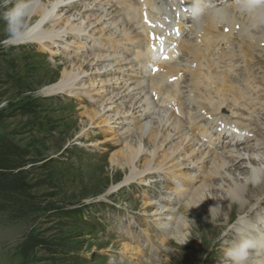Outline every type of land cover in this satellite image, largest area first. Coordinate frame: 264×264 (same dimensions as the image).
<instances>
[{"label":"rangeland","instance_id":"obj_1","mask_svg":"<svg viewBox=\"0 0 264 264\" xmlns=\"http://www.w3.org/2000/svg\"><path fill=\"white\" fill-rule=\"evenodd\" d=\"M39 1L44 4L48 2ZM75 1L69 5L70 8H77L72 13H80L79 9L82 12L84 2L90 0ZM30 2L33 3L34 0ZM12 3L15 0L7 4L5 0H0V14L7 7H11ZM101 4L97 10L90 11L91 14L95 13V17H101V22L96 23V27L105 28L103 33L106 32V35H117L118 29H123L124 26L113 20V12L118 11L119 15L116 14L121 20L124 15L122 10H118L121 8L111 4L109 6L103 1ZM93 6L94 4L90 8ZM74 18L75 15L70 16V20ZM26 20L27 24L33 23L35 14L31 12ZM124 20L122 19L126 25ZM74 21L77 23V19ZM115 22L117 25H114ZM3 28L4 21L0 19V41L5 38ZM87 33H79L80 37L85 36V39L82 38L87 42L84 50H78L79 46L71 44L70 39L63 37L54 41L56 44L50 43L54 46V51L43 50L40 42L9 47L0 43V264H135L134 261L139 260L144 250L139 243L142 234L149 236L148 232L154 226H165L163 228L166 229L168 222H173L170 226L173 227L181 220V240L172 239L169 244L164 243L163 249L166 248L168 252L164 251L161 255L156 252L159 244L154 241V247L147 248V252H151L152 260H158L159 264H230L223 253L227 243L237 237V233L228 231L240 215L232 213L228 224L225 223L226 214L229 215L232 209L228 205L229 201L223 197L220 202L207 201L200 205L203 209L201 212L193 206L196 209L193 213L189 206L185 209L189 198L179 197L173 186L168 185L167 176H163L165 173L162 171L156 174L160 175V180L148 182L149 176L154 178L150 173L141 180L134 179L132 185L115 192L118 185L124 182L128 168L117 161L109 162V157L122 147L118 138L120 127L137 129L138 126H124L116 122V125L112 124V129L108 128L109 121L102 125L96 118L89 120L82 114L83 109L77 106L80 103L73 98L75 96H64L63 91L59 94L43 92L44 87L59 82L61 71L70 65L66 58L73 61L76 57L74 54L89 56L88 59L92 57V54L86 55L88 50V53L95 52L94 46L89 45L91 37ZM66 43L73 45L70 48L74 49L70 50L72 55L66 52ZM234 47L237 49L236 45ZM238 50L239 48L237 52ZM112 51L109 48L105 52L108 54L105 59L112 58L109 53L117 55L125 52L122 49L121 52L119 49L113 53ZM259 56L254 54L253 60L249 61L257 63L264 72V57ZM111 67L118 68L113 64ZM242 68L245 71L248 67L243 63ZM90 71L89 69L88 73ZM123 73V76L105 74L100 77L117 82L121 89L116 88L114 91L122 90V94H125L121 80L129 76V71L124 70ZM116 76L119 79L114 81L113 77ZM93 79L95 82L99 81ZM127 81L129 84V80ZM84 83L91 84V81ZM132 93L139 98L145 94L142 90L140 93L139 88H135ZM103 98L105 96L101 97ZM85 104L90 105L85 101L81 106L85 107ZM162 115L164 119L169 117L166 112ZM153 116L151 114L149 119ZM244 117L253 123L248 116ZM259 120L260 128L254 127L257 132H263L264 120ZM150 124H147L145 132ZM144 138L147 142V138ZM252 144L255 141H251L248 146ZM246 148L247 146L240 147L238 151L246 154ZM145 157L144 153L140 155L141 160ZM139 168H142L140 163L136 166L137 171ZM234 176L231 174V177ZM200 182L193 184L192 188ZM237 185L241 183L237 181ZM133 189L139 190L142 196L136 195ZM170 193L176 194L174 197H178V201L184 199L185 204L180 206L182 208L177 207L178 202L173 206V201L177 200L173 198L172 201L171 196L168 197ZM220 194L217 193L215 197L219 198ZM263 199L264 196L260 200ZM144 201L146 205L143 204ZM247 206L249 211L251 205ZM260 206L264 207V201ZM158 208H162V211L159 212ZM177 208L180 210L175 216ZM171 211L174 219L166 214ZM158 212L161 216L157 217ZM195 213L200 217L195 219ZM218 214L223 218L216 222L214 218ZM251 231L253 229L247 234ZM138 232L142 234H135ZM151 233L158 236L156 229ZM126 234L129 235V242L125 240L126 237H122ZM133 235L135 242H132ZM125 243L135 245L141 252L134 254V249L122 251L120 246Z\"/></svg>","mask_w":264,"mask_h":264},{"label":"bare ground","instance_id":"obj_2","mask_svg":"<svg viewBox=\"0 0 264 264\" xmlns=\"http://www.w3.org/2000/svg\"><path fill=\"white\" fill-rule=\"evenodd\" d=\"M79 1L82 2V0ZM101 1L107 5L111 4L113 7L117 4L121 8L118 10L123 11L124 15L121 20H119L118 11L113 12V20L117 21L118 25L124 26L123 29H118L117 35H106V32L103 33L105 28L95 25L101 22V17L99 15L95 17V13H91L98 9V5H102ZM109 1H83L85 3L82 7L83 11L81 12L79 9L80 13H72V10H77V8L69 7L72 2L70 0H48L46 4L34 0L32 13L35 14V20L33 23L27 24L25 40L20 44L40 42L43 50L54 51V46L50 43L56 42L57 39L61 40L63 37L70 39L71 44L79 46L78 50H84L87 42L84 41L85 36H82L83 39L79 34L83 31L89 32L87 33L90 34L88 37H91L89 45L92 44L95 51L90 53H88L89 50L87 51L86 55L92 54L90 59H88L89 56H78V54H74L76 57L73 61L66 58L70 65L61 71L59 82L53 86L44 87L43 92L59 94L63 91L64 96H75L73 98L80 103L77 106L83 109L82 114H85L89 120L96 118L102 125L105 121H109L108 128L112 129L114 127L112 124L116 125V122L117 124L122 123L124 126L127 124L138 126V130L120 127L119 131L121 130V132L118 133V138L121 140L122 147L116 154L109 157V162L117 161L128 168L124 182L118 185L115 192L132 185L134 179L141 180L142 177L144 178L150 173L154 178L149 176L148 182L160 180V175L156 174L162 171L165 173L163 176H167V181L169 180L170 185L173 186L174 192L179 197L189 198L185 209L189 206L193 213L196 209H200L198 212H201L203 209L200 208V205L204 202H220L223 197L230 202L228 205L232 207L225 223L228 224L232 213L240 215L228 232L237 233V237L234 239H238L241 232L249 239H253L251 236L253 234L255 237L253 240L256 243L254 249H249L248 264H264V207L260 206L264 201V199L260 200L264 196V170L262 169L264 144H261L264 134L260 130L255 133L256 141L262 145L261 149L258 145L247 147L246 154H241L238 149H231L225 153L217 152L214 149L215 141L210 137L221 135V132L210 131L214 125H218L214 116H218L219 122L226 121L234 124H238V122L230 120L226 114H236L242 119H246L244 116H248L251 122L253 120L256 128L261 125L260 118L248 96L251 95V91L246 93L239 82L248 79L249 76L258 77L263 73L261 66L250 62L249 59L253 60L254 54L260 55L259 58L264 57V24L254 23L246 14L236 9L235 3H231V5L205 12L199 22L190 18L186 29L184 27L186 23H179L182 33L189 32L191 38L188 37V39L184 36L180 41L172 39V45L161 53L153 47V40L147 39L146 34L149 31L140 22L142 8L151 7L153 0H138L137 6H135V0H112L111 3H108ZM92 4L94 6L90 8ZM94 7L96 9H93ZM90 11L92 12L90 13ZM225 11L229 13L226 20L218 15ZM115 14L116 16H114ZM72 15H75V18L70 20ZM124 17H126L125 20ZM76 19L77 23L74 21ZM122 19L129 23L128 26ZM138 21L142 26V33ZM117 22L114 25H117ZM134 26H137L139 31L132 30ZM233 42H236L237 49L239 48L238 52L235 47H230ZM71 44L66 43L65 48H68L66 52L74 50L70 49L73 46ZM105 48L113 49L112 53L118 49L120 52L121 49L122 52H125L117 55L109 53L112 58L105 59L108 57ZM179 51L185 56L182 60L184 61L183 67H180L179 63L176 64ZM235 56H237V60H235ZM165 57L168 58L165 59ZM242 62L248 68L245 71L239 69L230 75L236 68H241ZM111 64L118 68L113 69ZM153 68H155V72H153ZM89 69L90 73H88ZM124 70L129 71V76L121 80V87L126 91L125 94H122V90L114 91L116 88L121 89L117 82L100 77L105 74L123 76ZM262 75L264 77V73ZM119 76L113 77L114 81L116 78L119 79ZM93 78L99 81L95 82ZM127 80H129V84ZM84 81H91V84H86ZM213 85L214 87H212ZM247 86L255 88L252 84ZM135 88H139L140 93L142 90L145 94H139V98L138 95L132 93ZM182 91L191 94L189 102L192 103L194 100L197 109H205L206 117L201 115L197 121L196 119L192 120L190 116L184 117L182 106L184 101L180 97ZM104 96L105 98L101 99ZM85 101L90 105L85 104L86 106L82 107L81 105ZM163 112L169 113V117L162 118ZM151 114L154 116L149 119ZM151 120L156 121L151 122ZM149 123L153 125L150 124L145 132ZM245 126L248 128V125ZM189 131H192L193 134ZM195 135L206 140L202 144H198ZM144 137L147 138V142ZM142 153L146 155L143 160L140 158ZM139 163L142 164V168L137 171L136 166ZM237 170L239 171L236 173ZM231 174L235 176L231 177ZM237 181L241 185H237ZM197 182L200 183L193 189L192 185ZM135 183L138 185V182ZM133 190L136 195L140 192L136 189ZM243 191L247 196L243 194ZM207 192L209 193L207 194ZM217 193H221L219 198L215 197ZM175 199L179 198L175 197ZM183 200H177L179 208L185 204ZM143 204L146 205V201ZM248 204L251 205L249 211H247ZM193 206H196V209ZM157 210L161 212L162 208ZM159 212L157 217L161 216ZM172 213L173 211L166 214L174 219L175 216ZM197 213H195V219L200 217ZM222 218L223 216L218 214L214 219L219 222ZM171 224L173 222H168L166 229L163 228L165 226L155 227L164 235L159 239L160 245H163L169 237L181 240L183 221H178L173 227H170ZM150 225L153 224L150 223ZM172 228L174 230L171 231ZM251 229L253 231L247 234ZM152 231L153 228L149 230V236L139 233L145 235L147 240L153 241L155 236L152 235ZM191 238L190 235L189 240ZM120 247L122 251L134 249V254L141 252L140 248L129 243L121 244ZM145 248L147 247H144L141 254L143 257L146 254ZM157 251L162 254L161 247ZM148 255L150 257V254ZM141 261L145 262L139 257V260H135L134 263L139 264Z\"/></svg>","mask_w":264,"mask_h":264},{"label":"clouds","instance_id":"obj_3","mask_svg":"<svg viewBox=\"0 0 264 264\" xmlns=\"http://www.w3.org/2000/svg\"><path fill=\"white\" fill-rule=\"evenodd\" d=\"M11 0H5V4ZM33 4L30 0H15L11 7L0 14V19L4 21L5 38L0 41L5 47L15 46L23 43L28 25L26 18L33 10ZM235 7L241 13L246 14L254 23L264 24V0H235ZM202 0H193L190 8L193 19L199 20L203 15ZM222 19H227L229 13L227 11L218 14ZM254 179L256 177L254 176ZM202 202V201H201ZM185 243V242H184ZM255 248V242L246 237L241 232L238 239H234L227 243L224 249V257L230 264H248L250 255L249 249Z\"/></svg>","mask_w":264,"mask_h":264},{"label":"snow or ice","instance_id":"obj_4","mask_svg":"<svg viewBox=\"0 0 264 264\" xmlns=\"http://www.w3.org/2000/svg\"><path fill=\"white\" fill-rule=\"evenodd\" d=\"M146 20H147V17H146ZM150 37L153 38V39H157L155 33H150ZM168 57H165V59H167Z\"/></svg>","mask_w":264,"mask_h":264}]
</instances>
